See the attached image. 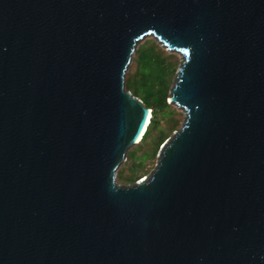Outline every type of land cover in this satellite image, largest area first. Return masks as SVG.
Here are the masks:
<instances>
[{"label":"water","instance_id":"obj_1","mask_svg":"<svg viewBox=\"0 0 264 264\" xmlns=\"http://www.w3.org/2000/svg\"><path fill=\"white\" fill-rule=\"evenodd\" d=\"M147 37L183 120L121 186ZM0 264H264V0H0Z\"/></svg>","mask_w":264,"mask_h":264},{"label":"rangeland","instance_id":"obj_2","mask_svg":"<svg viewBox=\"0 0 264 264\" xmlns=\"http://www.w3.org/2000/svg\"><path fill=\"white\" fill-rule=\"evenodd\" d=\"M157 46V49L155 46ZM158 55V59L154 56ZM151 56L152 59H140V56ZM180 56L168 51L152 37L144 38L136 47L132 61L125 75V87L129 84V92L143 97V87L150 86L153 91L162 87L167 107L156 116L157 126L152 134L142 143L131 146L123 162L117 170L116 182L118 185H131L146 177L154 169L156 156L160 144L166 140L183 120L180 109L169 103V90L177 68Z\"/></svg>","mask_w":264,"mask_h":264},{"label":"trees","instance_id":"obj_3","mask_svg":"<svg viewBox=\"0 0 264 264\" xmlns=\"http://www.w3.org/2000/svg\"><path fill=\"white\" fill-rule=\"evenodd\" d=\"M155 46V45H153ZM157 49V46H155ZM154 56L155 59H158V55H151ZM151 56H140V59H145V60H149L152 59ZM125 89L127 91H129V84H127V86L125 87ZM144 89V95L143 97L139 98L137 95L132 94L134 97H137L138 99H140L142 101V103L145 105V107H147L148 109L152 110V114H151V118H150V122L141 138V140L137 143L140 144L143 141H145L153 132V130L155 129V127L157 126V119L156 116L157 114L165 107H167V102H166V98L164 96V90L162 87L157 88L155 91H153L152 87L150 86H146L143 87ZM165 141V140H164ZM163 141V142H164ZM163 142L160 144V146L163 144Z\"/></svg>","mask_w":264,"mask_h":264},{"label":"bare ground","instance_id":"obj_4","mask_svg":"<svg viewBox=\"0 0 264 264\" xmlns=\"http://www.w3.org/2000/svg\"><path fill=\"white\" fill-rule=\"evenodd\" d=\"M151 113H149V117H148V123H147V125H146V127H145V129H144V131H143V133L141 134V137H140V139L137 141V142H139L140 140H141V138H142V136H143V134H144V132H145V130H146V128H147V126H148V124H149V121H150V118H151V115H150Z\"/></svg>","mask_w":264,"mask_h":264}]
</instances>
